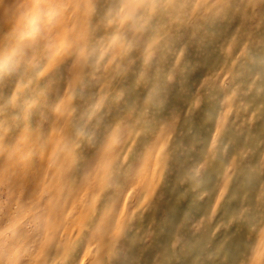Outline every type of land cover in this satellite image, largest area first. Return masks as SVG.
I'll return each mask as SVG.
<instances>
[{
	"label": "clouds",
	"instance_id": "obj_1",
	"mask_svg": "<svg viewBox=\"0 0 264 264\" xmlns=\"http://www.w3.org/2000/svg\"><path fill=\"white\" fill-rule=\"evenodd\" d=\"M0 264H264V0H0Z\"/></svg>",
	"mask_w": 264,
	"mask_h": 264
},
{
	"label": "rangeland",
	"instance_id": "obj_2",
	"mask_svg": "<svg viewBox=\"0 0 264 264\" xmlns=\"http://www.w3.org/2000/svg\"><path fill=\"white\" fill-rule=\"evenodd\" d=\"M197 75H199V73H197Z\"/></svg>",
	"mask_w": 264,
	"mask_h": 264
}]
</instances>
